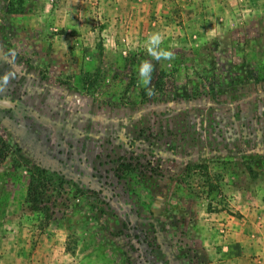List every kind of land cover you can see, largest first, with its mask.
<instances>
[{
    "label": "rangeland",
    "instance_id": "1",
    "mask_svg": "<svg viewBox=\"0 0 264 264\" xmlns=\"http://www.w3.org/2000/svg\"><path fill=\"white\" fill-rule=\"evenodd\" d=\"M156 31L177 56L149 96ZM37 168L49 218L25 202ZM251 189L264 0H0V264H219L256 238Z\"/></svg>",
    "mask_w": 264,
    "mask_h": 264
},
{
    "label": "crops",
    "instance_id": "2",
    "mask_svg": "<svg viewBox=\"0 0 264 264\" xmlns=\"http://www.w3.org/2000/svg\"><path fill=\"white\" fill-rule=\"evenodd\" d=\"M238 191L240 192V190ZM247 195L249 197L247 205V213L249 214L247 215L250 220L248 229L256 232V238L252 240L249 239L248 244L238 243V246H228L229 250L239 249L241 253L238 256L227 258L223 250L222 254L224 256L218 259L219 264H259V262L264 264V192L260 191L257 193L256 190L251 189L248 191ZM225 247L227 249V245H225Z\"/></svg>",
    "mask_w": 264,
    "mask_h": 264
},
{
    "label": "trees",
    "instance_id": "3",
    "mask_svg": "<svg viewBox=\"0 0 264 264\" xmlns=\"http://www.w3.org/2000/svg\"><path fill=\"white\" fill-rule=\"evenodd\" d=\"M100 48L102 51L103 47L100 46ZM175 56L177 55L175 54ZM160 73L165 75L164 70H162ZM83 81L86 85L85 77ZM157 83L162 86L164 82L161 79H158ZM56 183L57 182L51 179L50 176L46 174L44 170L37 168L35 171L32 172L30 176L25 202L28 205L32 206L33 209L37 211H42L46 217H51L53 212L48 202L52 201L53 192L58 191ZM198 258L202 260V263H206V259L202 254H200Z\"/></svg>",
    "mask_w": 264,
    "mask_h": 264
},
{
    "label": "clouds",
    "instance_id": "4",
    "mask_svg": "<svg viewBox=\"0 0 264 264\" xmlns=\"http://www.w3.org/2000/svg\"><path fill=\"white\" fill-rule=\"evenodd\" d=\"M145 45V50L151 59L142 60L137 66L136 71L138 74V85L146 91L147 95L152 96L155 94V89L152 87V73L154 70L152 60L157 62H171L175 59V53L174 51L162 46L163 37L159 31L149 33L146 38Z\"/></svg>",
    "mask_w": 264,
    "mask_h": 264
}]
</instances>
